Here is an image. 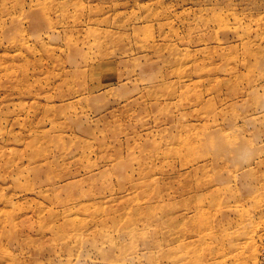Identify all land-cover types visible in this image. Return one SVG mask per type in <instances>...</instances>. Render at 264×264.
<instances>
[{"label":"rangeland","instance_id":"1","mask_svg":"<svg viewBox=\"0 0 264 264\" xmlns=\"http://www.w3.org/2000/svg\"><path fill=\"white\" fill-rule=\"evenodd\" d=\"M0 264H264V0H0Z\"/></svg>","mask_w":264,"mask_h":264},{"label":"bare ground","instance_id":"2","mask_svg":"<svg viewBox=\"0 0 264 264\" xmlns=\"http://www.w3.org/2000/svg\"><path fill=\"white\" fill-rule=\"evenodd\" d=\"M201 128H204V127H201ZM182 146H183V148L185 149V150H187V151H189L191 148H193V145H192V143H191V141H190V139H185L183 142H182ZM242 151H244V150H242ZM211 158H213V156H211ZM64 215L66 216V217H72L73 216V214H71V213H64ZM75 215V214H74ZM237 255V254H236Z\"/></svg>","mask_w":264,"mask_h":264}]
</instances>
